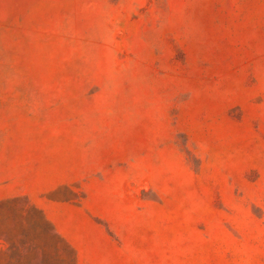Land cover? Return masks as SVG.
Masks as SVG:
<instances>
[{
  "label": "rangeland",
  "instance_id": "obj_1",
  "mask_svg": "<svg viewBox=\"0 0 264 264\" xmlns=\"http://www.w3.org/2000/svg\"><path fill=\"white\" fill-rule=\"evenodd\" d=\"M0 264H264V0H0Z\"/></svg>",
  "mask_w": 264,
  "mask_h": 264
}]
</instances>
